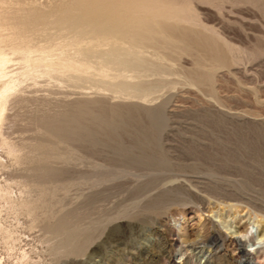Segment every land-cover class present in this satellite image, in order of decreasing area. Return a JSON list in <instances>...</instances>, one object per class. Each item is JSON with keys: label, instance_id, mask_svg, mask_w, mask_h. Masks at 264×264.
Masks as SVG:
<instances>
[{"label": "rangeland", "instance_id": "rangeland-1", "mask_svg": "<svg viewBox=\"0 0 264 264\" xmlns=\"http://www.w3.org/2000/svg\"><path fill=\"white\" fill-rule=\"evenodd\" d=\"M0 2V34L53 53L27 78L0 45L2 79L25 76L0 116L1 263L264 264V0Z\"/></svg>", "mask_w": 264, "mask_h": 264}, {"label": "bare ground", "instance_id": "bare-ground-1", "mask_svg": "<svg viewBox=\"0 0 264 264\" xmlns=\"http://www.w3.org/2000/svg\"><path fill=\"white\" fill-rule=\"evenodd\" d=\"M4 2V1H3ZM6 2V1H5ZM0 3H2V2H0ZM1 5V4H0ZM2 5H3V3H2ZM2 5H1V7L0 8H2ZM7 5V4H6ZM4 7V6H3ZM6 9H8V6H6L5 7ZM4 8V9H5ZM9 9H11L10 7H9ZM8 9V10H9ZM17 9V8H16ZM12 10V9H11ZM11 10H9V12L6 10V12L7 13H9V14H11L12 12H11ZM18 10H19V8H18ZM17 10V11H18ZM77 10V9H76ZM13 11V10H12ZM21 11H23V10H21ZM79 11V10H78ZM100 11V10H99ZM102 11V10H101ZM0 12H1V10H0ZM4 12V11H3ZM3 12H1V14L3 13ZM65 12V11H64ZM15 14H18V12H14ZM14 13H12V14H14ZM61 13H63V12H61ZM104 13V12H103ZM8 14V15H9ZM4 15V14H3ZM2 15V16H3ZM62 15V14H61ZM107 15V14H106ZM4 16H6V15H4ZM84 16H86V15H84ZM8 17V16H7ZM10 17V16H9ZM48 17V16H47ZM50 17V16H49ZM53 17V16H52ZM65 17V16H64ZM97 17V16H96ZM104 17V16H103ZM3 18H5V17H3ZM3 18H2V21H3ZM11 18V17H10ZM99 18V17H98ZM0 19H1V17H0ZM9 19V18H8ZM5 20V19H4ZM108 20V19H107ZM7 21H9V20H7ZM6 21V22H7ZM92 21V20H91ZM110 21V20H109ZM111 22V21H110ZM5 23V22H4ZM4 23H2V24H4ZM19 23V22H18ZM62 24H61V26H59L60 27V30L62 31V32H64V33H67V35H65L64 36V39L66 40V43L68 44V45H72V46H74V47H76V46H78L79 47V44H80V42H82L83 41V39H82V37H81V34L85 31V29L83 28V27H80L79 25H76V23L73 21V20H71V19H64L62 22H61ZM89 23V22H88ZM1 24V23H0ZM1 24V25H2ZM52 24V23H51ZM106 24H107V22H106ZM112 24V23H111ZM5 25V24H4ZM10 25V24H9ZM20 25V24H19ZM19 25H15V24H13V27H12V24H11V27H10V32L9 33H6L5 34V32H4V34L5 35H2L3 34V32H2V34H0V45H1V42L2 41H6V43H8V45H10V49L12 48L13 49V51H12V53L11 54H13V52L15 53H17V56H19L20 58H21V69H22V71L21 70H19V71H21V73L22 74H26L25 76L27 77V74H30V73H32V71H33V69H34V67L36 66V68L34 69V73H36V69L39 67L38 66V64H37V62L40 60V61H42V60H44L46 57H48L47 55H45V58H42L41 57V55H40V53L38 54V52L39 51H41V50H43L42 48H44L43 46H38L36 49H34V50H31L30 49V47H29V44H30V42L28 43V41H29V38H31V34H29L28 33V35L30 36L29 38H28V36H27V32H26V27L27 26H25V27H22V26H19ZM22 25V24H21ZM39 25V24H38ZM38 25H36V27L38 26ZM88 25V24H87ZM30 26V25H29ZM40 26H42L41 27V29H42V32H43V30H45V26H46V23H45V25L43 24V25H40ZM44 26V27H43ZM4 27V26H3ZM5 27H6V25H5ZM6 29H9L8 27L6 28ZM38 29V28H37ZM47 29V28H46ZM50 29V28H49ZM48 29V30H49ZM52 29H55V28H52ZM99 28H98V25H96V24H92V25H90V27H89V30H92V31H94V32H98L99 30H98ZM116 29V28H115ZM2 30V29H1ZM5 30V29H4ZM29 30H30V28H29ZM38 30H40V29H38ZM38 30H35V31H38ZM47 30V31H48ZM30 31H33V30H30ZM29 31V32H30ZM53 31V30H52ZM56 31H59L58 29H56ZM56 31H54V34H55V32ZM60 31V32H61ZM49 32V31H48ZM30 33H32V32H30ZM37 33H39V32H37ZM47 33V32H46ZM50 33V32H49ZM49 33H47V34H49ZM52 34H53V32H51ZM87 33V32H86ZM32 34H36V33H32ZM41 34H43V33H41ZM46 34V35H47ZM51 34V35H52ZM59 34V33H58ZM57 34V35H58ZM44 35V34H43ZM87 35V34H86ZM89 35V34H88ZM39 36V35H38ZM55 36H56V34H55ZM85 36V35H84ZM51 38V37H50ZM32 39V38H31ZM34 39V38H33ZM126 39V38H125ZM87 42V41H86ZM127 42V41H126ZM3 44H4V42H2ZM63 43V42H62ZM82 43H84V41L82 42ZM5 45H7V44H5ZM65 45V44H64ZM202 45H203V48H204V50L212 57V58H217V55H218V53H217V49H216V47H215V44H213V42L212 41H209V40H203V43H202ZM9 49V50H10ZM11 49V50H12ZM46 49V48H45ZM45 49L43 50V51H45ZM86 49V48H85ZM5 50V49H4ZM71 50H72V48H71ZM87 50V49H86ZM95 50V49H94ZM36 51V53H37V56L35 55H33L32 54V52H35ZM47 52H48V50H46ZM45 51V52H46ZM74 51V50H73ZM92 51V50H91ZM62 52V51H61ZM8 53H9V51H8ZM49 53V52H48ZM55 53V52H54ZM41 54L43 55V53L41 52ZM47 54V53H46ZM50 54V57H51V55L53 54H51V52L49 53ZM65 54V53H64ZM63 53L60 55V53H59V55L60 56H65ZM67 54V53H66ZM7 53L5 54V52L3 51V50H0V112H1V114H0V116L2 115V111H3V108H4V104H5V100H6V97L8 96V93L10 94V92L9 91H11L10 89L12 88V83L14 82L15 83V81H16V83L18 82V79L19 78H22V77H20L21 76V74L19 75V78L18 79H16L17 77H15V79L16 80H14V78L13 79H6V80H4V79H2V78H4L6 75L8 76V74H6L4 77L2 76V75H4L5 74V71H4V68L6 67L5 66V63H6V61H8L7 59L9 58H7ZM56 55V54H55ZM59 55H58V57H59ZM75 55V54H74ZM54 56V55H53ZM71 56V55H70ZM57 57V56H56ZM10 59H11V57H10ZM70 59V58H69ZM74 59V58H73ZM47 60V59H46ZM74 60H76V59H74ZM216 60V59H215ZM62 62H58V63H61L63 66H65V67H67V68H75V67H77V65L74 63V62H72V61H70V60H68V59H62L61 60ZM79 62V61H78ZM40 63H42V62H40ZM51 63H53L54 64V62H53V60L51 61ZM56 63V62H55ZM58 63H56V64H58ZM8 64V63H7ZM6 64V65H7ZM49 64H50V62H49ZM85 64V63H84ZM42 65V64H41ZM5 66V67H4ZM43 66V65H42ZM44 67H47V66H44ZM52 67V66H51ZM40 68H41V66H40ZM39 69V68H38ZM37 69V72L39 71V70H41V69H39L38 70ZM45 69H48V68H45ZM52 69V68H51ZM54 70V69H53ZM64 70V69H63ZM72 70V69H71ZM77 70V69H76ZM55 71H57V69L55 68ZM59 71V70H58ZM8 72V71H7ZM60 72H61V69H60ZM51 73H53V72H51ZM69 73V72H68ZM10 75V74H9ZM23 75V78H25V76ZM36 75V74H35ZM2 76V77H1ZM13 76V75H12ZM18 76V75H17ZM30 76H32V75H30ZM33 77V76H32ZM42 77V76H41ZM11 78V77H10ZM23 78H22V80H23ZM28 78V77H27ZM68 78H70V77H68ZM77 78V77H76ZM197 79V78H196ZM14 80V81H13ZM25 80V79H24ZM13 81V82H12ZM58 81V80H57ZM22 81H20V83H21ZM58 82H60V83H65V82H62V80L60 81V79H59V81ZM15 83V84H16ZM18 84H19V82H18ZM18 84H16V86L18 85ZM59 84V83H58ZM76 84V83H75ZM14 85V84H13ZM15 86V85H14ZM14 89V88H13ZM77 89V88H76ZM79 90V89H78ZM7 103V102H6ZM5 110V109H4ZM237 225V224H236ZM67 228V227H66ZM238 228V227H237ZM60 229V228H59ZM72 229V228H71ZM70 230V229H69ZM248 230V229H247ZM47 232V231H46ZM54 232V231H53ZM63 232H64V230H63ZM239 232V231H238ZM241 232V231H240ZM55 233V232H54ZM57 233V232H56ZM56 237V235H53V237ZM60 236V235H59ZM58 235H57V237H59ZM233 236H234V239L235 240H237V247H238V250L240 251V252H242L243 253V255L244 256H246V257H249L250 256V252H251V249H245L244 248V246H242L240 243V241H239V237H238V234H233ZM50 237V236H49ZM65 237H66V235H65ZM53 239V238H52ZM56 238H54V240H55ZM58 239V238H57ZM62 238H60V240H61ZM65 239V238H64ZM67 239V238H66ZM193 239H195V238H193ZM48 240V239H47ZM50 240V239H49ZM59 240V239H58ZM206 240V239H205ZM69 241V240H68ZM219 241V240H218ZM54 243H55V241H53ZM58 242V241H57ZM60 242V241H59ZM63 242V241H62ZM62 242H60V243H62ZM195 242H199V241H195ZM209 242L211 243V245H216V242H217V239H216V237L214 236V235H212L211 236V238L209 239ZM52 243V242H51ZM50 243V244H51ZM72 243V242H71ZM203 243V242H202ZM49 244V245H50ZM62 244H64V243H62ZM75 244V243H74ZM204 244H205V242H204ZM234 244H236V242L234 243ZM56 245V244H55ZM61 245V244H60ZM69 244H67L66 246H68ZM76 245V244H75ZM74 245V246H75ZM196 245V244H195ZM199 245V244H198ZM52 246H53V244L51 245V248H52ZM57 246V245H56ZM64 246V245H63ZM62 246V247H63ZM190 247V246H189ZM199 247V246H198ZM66 248V247H65ZM64 248V249H65ZM202 248V247H201ZM53 249H56V248H53ZM52 249V250H53ZM58 249H59V247H58ZM67 249V251H75V250H73V247H70V245H69V247H67L66 248ZM59 251V250H58ZM198 251H199V249H198ZM203 251H205V250H203V249H200V252H203ZM55 252H56V250H55ZM62 252V251H61ZM59 253V252H57V253H59V254H62V253H64V252H62V253ZM52 253V252H51ZM71 253V252H70ZM74 253V252H73ZM76 253V252H75ZM55 254V253H54ZM68 254V253H67ZM77 254V253H76ZM198 254V253H197ZM205 254V253H204ZM51 255V254H50ZM52 256H55V255H53L52 254ZM250 258V257H249ZM53 259V258H52ZM58 259V257L56 258V260ZM53 260H55V259H53ZM50 261H51V259H50ZM54 262V261H53ZM50 263V262H49ZM251 263V261H250V259H249V261H247V260H240L239 262H237V264H250ZM0 264H3V263H1V261H0Z\"/></svg>", "mask_w": 264, "mask_h": 264}]
</instances>
